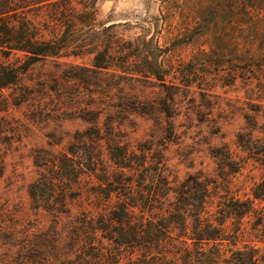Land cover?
<instances>
[{"label": "rangeland", "instance_id": "obj_1", "mask_svg": "<svg viewBox=\"0 0 264 264\" xmlns=\"http://www.w3.org/2000/svg\"><path fill=\"white\" fill-rule=\"evenodd\" d=\"M202 1L25 3L39 38L54 32L66 42L31 60L0 45V66H20L0 90V264H134L142 256L146 248L117 243L105 229L118 227L124 198L105 193L107 178L115 185L122 176L109 159L117 146L141 164L123 171L139 193L160 177L171 186L163 208L189 176L251 198L264 175V69L248 78L194 29L209 20L188 12L209 5ZM184 24L192 32L176 35ZM151 61L163 80L142 73ZM254 220L244 219L248 230Z\"/></svg>", "mask_w": 264, "mask_h": 264}, {"label": "trees", "instance_id": "obj_2", "mask_svg": "<svg viewBox=\"0 0 264 264\" xmlns=\"http://www.w3.org/2000/svg\"><path fill=\"white\" fill-rule=\"evenodd\" d=\"M38 1L0 0V45L24 52L27 60L56 55L66 42V37H58L54 32L50 39L39 38L34 20L23 15L25 3L32 5ZM208 2V6L197 5L188 11L197 18L209 16L208 22L198 21L195 28L184 24L175 28V34L197 29L215 43L218 55L230 53L233 67L243 64L247 77H255V71L264 69V0ZM57 28L53 26L54 30ZM101 64L96 55L95 65ZM19 67L0 66V90L17 78ZM160 69L158 63L151 61L142 73L163 80ZM116 150L118 153L112 151L109 159L121 168L122 176L114 186L107 178V186L112 188H105V193L110 197L116 191L124 198L118 202L120 213L113 217L118 227L105 229L109 231L108 238L117 243L146 248L134 264H264V253H260L263 249L248 238L255 237L264 248V175L251 187V198L236 197L229 191L220 194L206 179L189 176L172 190L174 200L163 208L166 190L171 189L168 182L159 176L161 185L139 193L123 177V171L136 170L141 164L134 162L123 147L117 146ZM45 180L46 177L42 178ZM255 201L262 206L256 207ZM135 207L142 209L136 216ZM145 211L150 212L145 215ZM250 216L255 220L248 230L244 219ZM239 242L241 246H237Z\"/></svg>", "mask_w": 264, "mask_h": 264}]
</instances>
